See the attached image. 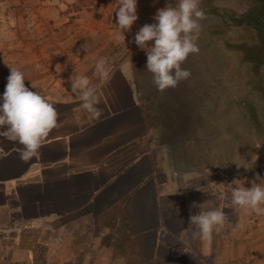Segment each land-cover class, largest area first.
I'll list each match as a JSON object with an SVG mask.
<instances>
[{"label": "crops", "instance_id": "obj_1", "mask_svg": "<svg viewBox=\"0 0 264 264\" xmlns=\"http://www.w3.org/2000/svg\"><path fill=\"white\" fill-rule=\"evenodd\" d=\"M213 1L199 6L221 27L250 26L262 38L258 7L239 14ZM169 2L176 0H137L138 20L124 43L116 38L119 0H0V102L9 66L17 67L26 87L59 113L27 162L21 145L0 137V264H264V220L253 228L259 215L233 206L230 191L233 181L264 185V175L254 173L264 159L254 168L235 162L201 185L199 168L182 163L192 142L163 140L160 107L183 85L159 92L133 40ZM99 58L108 61L106 79L95 73ZM76 74L95 86L99 119L71 91ZM212 209L228 221L205 240L188 218Z\"/></svg>", "mask_w": 264, "mask_h": 264}, {"label": "rangeland", "instance_id": "obj_2", "mask_svg": "<svg viewBox=\"0 0 264 264\" xmlns=\"http://www.w3.org/2000/svg\"><path fill=\"white\" fill-rule=\"evenodd\" d=\"M253 2L214 0L213 4L241 14ZM202 10L206 18L200 22L196 42L200 52L190 54L182 65L191 75L180 82L183 90L175 92L172 103L160 107L168 127L163 140L184 147L185 139L192 142V149L190 143L186 148L193 152L183 156L182 163L199 168L204 176H199L201 185L206 174L227 175L235 162L247 161L254 168L253 163L264 159L258 155L264 150L260 147L258 151L256 137L264 136V28L260 39L255 28H223L218 17L205 7ZM254 173L264 175V169L259 167ZM261 217L264 220L263 215L254 219L253 228L263 221Z\"/></svg>", "mask_w": 264, "mask_h": 264}, {"label": "clouds", "instance_id": "obj_3", "mask_svg": "<svg viewBox=\"0 0 264 264\" xmlns=\"http://www.w3.org/2000/svg\"><path fill=\"white\" fill-rule=\"evenodd\" d=\"M116 25L120 30L116 38L125 43V32L138 20L137 0H119L116 9ZM205 13L199 0H176L157 10L155 23L144 24L134 35L133 42L147 57L146 69L152 74L156 89L163 93L176 88L187 80L191 72L182 67L190 54H199L196 41ZM0 102V137L21 145L19 158L23 162L36 157L49 133L58 126L59 113L52 100L32 91L25 85V74L11 67ZM95 73L101 79L110 75L108 61L99 58ZM71 91L81 100V108L94 119H99L102 109L95 86L86 75L70 77ZM231 204L260 215L264 214V185L252 183L251 187L230 184ZM228 221L221 209L200 211L188 218L205 240H211L213 232L219 233Z\"/></svg>", "mask_w": 264, "mask_h": 264}, {"label": "trees", "instance_id": "obj_4", "mask_svg": "<svg viewBox=\"0 0 264 264\" xmlns=\"http://www.w3.org/2000/svg\"><path fill=\"white\" fill-rule=\"evenodd\" d=\"M253 6L258 7L260 10V14H261L260 16L264 17V0H254ZM216 10L217 9H215V11ZM262 22H264V20ZM259 26L261 27V29H263L264 23L259 22Z\"/></svg>", "mask_w": 264, "mask_h": 264}]
</instances>
